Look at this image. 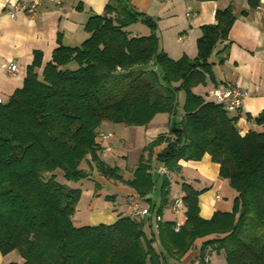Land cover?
Instances as JSON below:
<instances>
[{
  "label": "trees",
  "instance_id": "16d2710c",
  "mask_svg": "<svg viewBox=\"0 0 264 264\" xmlns=\"http://www.w3.org/2000/svg\"><path fill=\"white\" fill-rule=\"evenodd\" d=\"M248 2L254 8L259 0ZM234 19L230 5L217 9L215 23L201 27L196 56L173 59L160 45L153 18L130 0H108L101 14L89 16L88 37L80 45L59 44L43 66L42 52L34 51L22 86L0 103V252L17 250L23 258L9 264H165L181 260L197 242L201 258L217 249L225 264H264V110L247 115L261 129L241 134L238 114L208 92L193 91L214 79L209 58ZM138 21L149 34H134L130 26ZM157 113L169 115L168 130L144 146L132 177L124 179L100 154L101 124L146 126ZM163 143L153 160V149ZM206 153L235 192L231 210L202 218V190L182 182L184 222L175 230V221H159L150 238L144 220L131 215L75 226L80 189L56 179L57 170L67 180L89 177L85 163L150 205L148 195L159 182L161 214L171 181L167 174L154 175L153 161L178 173L179 160H200Z\"/></svg>",
  "mask_w": 264,
  "mask_h": 264
},
{
  "label": "crops",
  "instance_id": "0c3cea01",
  "mask_svg": "<svg viewBox=\"0 0 264 264\" xmlns=\"http://www.w3.org/2000/svg\"><path fill=\"white\" fill-rule=\"evenodd\" d=\"M32 1L0 0V97L4 100H7L16 88L22 86L26 68L32 62L35 50L42 52L43 66L51 59L52 51L59 44L80 45L88 37L85 24L89 16L93 13L101 14L108 0H61L60 3L52 0H38L31 12L23 9V6H28ZM130 2L134 8L155 20L156 35L160 45L173 59L182 55L191 58L196 56V40L201 35V27L205 24L215 23L216 10L230 5L235 19L228 32V37L216 45L209 58L212 63L214 79H207L206 83L194 87L193 91L206 95L211 88L225 90L232 85L238 86L246 93L241 108L236 112H231V114H238L236 125L239 132L245 134L251 129H261V126L253 119H248L247 115L255 117L264 110V0H259L254 8L250 7L248 0H130ZM16 5H18V9H14ZM11 12H14V15H11ZM133 25L134 34L147 35L150 33L148 26L141 21ZM9 63H16L17 70L15 72L10 73L5 68ZM42 66L39 68V72H41ZM179 110L181 111L180 108ZM169 119L168 116V126ZM100 131L104 134L99 136L100 150L110 145L111 150L107 152L108 156L109 153H113V145L110 141L114 135L108 137L102 128ZM164 145L165 143L154 149L153 160ZM111 160L113 162L106 161L111 165L118 166L124 179L132 177L134 168L126 175L128 165H119L114 158ZM154 163L155 167L159 165ZM178 163L181 170L177 173L175 180L179 183V188L182 182H186L195 189L202 190L198 195L199 215L202 218H211L217 210L223 212L231 210L235 194L227 180L219 176V164L213 162L209 154H204L200 160L181 159ZM159 167L162 168L161 165ZM156 169L153 167V172L158 177V174L162 173ZM170 175L171 173H168L171 181ZM97 179V193H102L105 186H111L118 182L107 179L101 174H98ZM158 186L159 182L155 185V190ZM172 188L174 186L171 181ZM123 190L126 194V205L113 204L110 207H104L99 205L98 199L94 198L90 201L88 207L94 214L91 225L109 224L121 216L129 215V201L136 199L141 206H150V213L143 219L144 230L147 225L149 231V234L146 231L145 234L147 238H150L151 234L157 233L158 222L154 217L158 215L156 209L158 205L156 206L155 202H153L154 205H150L128 186L123 187ZM176 191L178 196L182 195L181 189ZM154 194L156 195V191H153L152 194H149L151 197L149 195L148 197L153 199ZM107 196H111L114 201L113 195ZM172 200L173 198H170L169 203ZM169 203L159 215H161L162 221L176 222L178 216L170 209ZM185 209L184 204L179 208L184 215L182 223L185 220ZM164 210H169L171 214L166 216ZM153 246L159 248L158 242L155 241ZM12 252L7 254L0 252V264L23 261L19 253L12 255L14 254ZM199 253V242H197V246L185 254L181 260L169 259L165 264H193L194 259L199 257ZM211 253L212 251L208 253L209 264H211Z\"/></svg>",
  "mask_w": 264,
  "mask_h": 264
},
{
  "label": "rangeland",
  "instance_id": "374dc122",
  "mask_svg": "<svg viewBox=\"0 0 264 264\" xmlns=\"http://www.w3.org/2000/svg\"><path fill=\"white\" fill-rule=\"evenodd\" d=\"M134 25L132 24L130 28H132ZM72 65L75 66L73 63ZM179 107L181 108L184 93L183 91H179L177 94ZM180 110H178L177 117L180 115ZM168 114L166 113H157L153 116L151 121L146 126H129L125 124H117L112 123L109 121H104L101 124V127L103 132L108 135V137L114 135V138L111 139V144L113 145V153H109L108 156L106 155L103 157L104 159L108 160L109 162L112 161L111 159L114 158L115 162L122 166L128 165V175L133 168H135L137 161L139 159L140 153L142 152L144 146L153 138L158 136L161 133H164L168 128ZM157 147V146H156ZM155 147V148H156ZM154 148V149H155ZM153 149V153H154ZM101 152V150H100ZM113 162V161H112ZM154 163V161H153ZM155 164V163H154ZM154 169L159 172V165L154 166ZM86 171L89 173V177L87 178H81L79 180H67L64 178L63 173L61 170L56 171V179L68 185L72 188H79L80 194L79 197L75 203V213L73 215V223L75 226H81V225H91V219L92 215L94 216L93 212H91V209L88 207L90 204V201L95 199H98L99 205L104 207H110L111 205H126V194L125 190H123V187H126L122 182H116L115 184L111 186H105L104 191L102 193H97L98 188L96 187V182L98 181L97 176L98 172L93 167H89L85 163L83 164ZM121 171V170H120ZM168 172V171H167ZM169 173V172H168ZM177 177V173H172L170 175L172 184L174 188L169 191V199L175 198L178 196V193L176 190L179 188V183L175 180ZM97 191V192H96ZM156 195L154 194V197L152 199V202L156 203V206L159 205V196H158V188H156ZM234 192V190H232ZM231 192V193H233ZM235 194V192H234ZM107 195H113L115 197L114 201L111 198H108ZM228 198H230L229 195H227ZM233 196V195H232ZM231 196V199H232ZM164 214L166 216H169L171 214L169 210H164ZM178 216V220L176 221L177 224H181L184 218L182 210H178L175 213ZM148 226H145V231L147 230ZM14 254L12 255H18L17 250H13ZM211 255V264H225L224 254L222 250L214 249L212 250ZM209 258V254H208Z\"/></svg>",
  "mask_w": 264,
  "mask_h": 264
},
{
  "label": "built area",
  "instance_id": "2783aa9c",
  "mask_svg": "<svg viewBox=\"0 0 264 264\" xmlns=\"http://www.w3.org/2000/svg\"><path fill=\"white\" fill-rule=\"evenodd\" d=\"M56 3H60L61 0H52ZM38 3V0H33L31 4L28 6H23V9H25L28 12H31L34 6ZM18 5L14 6V9H18ZM11 15H14V12L10 13ZM187 15L189 13L187 12ZM5 68L10 72L13 73L17 70L16 63H9L5 66ZM208 95L213 98L215 101L220 102L223 104V106L230 112H236L238 111L243 102V98L246 95L244 91H242L238 86L232 85L226 88L225 90H219L217 88H211L208 91ZM4 102V99L0 97V103ZM104 135L102 132L99 133V136ZM111 150L110 145L105 146L100 154L102 157H105L107 155V152ZM160 173H164L168 175L167 170L162 167L159 169ZM219 197V196H218ZM183 200L181 196H177L174 198L170 203L169 207L173 212H177L179 208L183 205ZM128 214L134 217H137L139 219H144L146 215L150 213V206L145 205L141 206L140 202L136 199L130 200L128 204ZM156 222L162 221L161 215H155ZM179 225L177 224L175 226V230H178ZM193 264H209V258L206 256L204 258L197 257L194 259Z\"/></svg>",
  "mask_w": 264,
  "mask_h": 264
},
{
  "label": "water",
  "instance_id": "95a60500",
  "mask_svg": "<svg viewBox=\"0 0 264 264\" xmlns=\"http://www.w3.org/2000/svg\"><path fill=\"white\" fill-rule=\"evenodd\" d=\"M149 197H151V195H149ZM240 213H241V211H240Z\"/></svg>",
  "mask_w": 264,
  "mask_h": 264
}]
</instances>
